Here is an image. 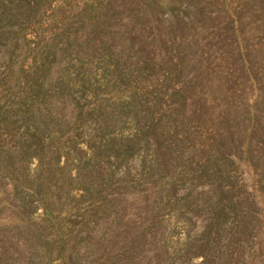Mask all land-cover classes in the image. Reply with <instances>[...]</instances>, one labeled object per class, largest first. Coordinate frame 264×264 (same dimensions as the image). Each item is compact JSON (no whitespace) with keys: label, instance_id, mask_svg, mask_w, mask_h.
Listing matches in <instances>:
<instances>
[{"label":"rangeland","instance_id":"374dc122","mask_svg":"<svg viewBox=\"0 0 264 264\" xmlns=\"http://www.w3.org/2000/svg\"><path fill=\"white\" fill-rule=\"evenodd\" d=\"M18 1H22L21 8H27L28 12L32 8L33 13L36 14V20L26 23L22 16L20 19H12L4 25L10 35L5 32L3 37H9L11 41L9 42L8 39L5 46L0 47V100H51L52 103L55 100H62L63 106L68 105L69 100H79L80 106L84 104L87 111L98 107L99 112L84 118L83 124L74 136V140L81 149L86 151L87 155L90 151L87 149L86 143H90V136L99 133L98 129L100 133L102 132V125L99 121H103V119L107 123L104 130L106 133H103L104 138L113 134L125 137L136 132L137 125L141 124L142 118H152L162 112L169 115V123L172 124L169 128H156L154 131L156 134L159 130H163L162 133L165 135L169 131L173 136L186 132L191 134L192 138H197L198 131L194 129L197 128L196 117L185 115V111L181 107L184 101L181 94L170 96L173 84L182 85L185 77L190 76L197 69L196 59L192 57V62L188 67L173 69L171 77L169 75L171 65L166 63L167 59L158 61L155 68L144 67L140 64L139 67L145 68L140 74L131 75L129 79L128 77L126 80L124 79L125 81L119 80L118 86H106L105 84L112 76V73L105 69L108 64H112L117 59L127 60V56H130L132 63L131 61L128 63L129 67L131 66L130 68L135 70V64L142 62L138 59L140 55H135L137 48L135 46L137 45H133V47L131 45L133 43L131 38L134 41V36L131 37L123 31H120L119 34L116 33L117 30L124 29L123 19L120 21L115 18L98 26L102 30L104 26L106 28L101 34H108L109 46L105 53L111 56L110 59L100 53L93 56L89 50H84L83 46H79L81 44L77 42V38L82 39L80 36H85L88 32L87 26H81V18H85L89 11L104 14L106 7L97 5V3L100 4L106 0H28L30 4L24 0ZM92 2L96 6L90 10L89 6L91 5L89 4ZM138 2L143 9L150 7L149 0H138ZM169 6L155 4L154 7V9L157 8V13L161 17L159 22L164 30L170 25L178 26L181 19L191 23L180 50L188 49L192 42L191 34L199 31L202 27L205 29V26L210 29L213 27H220L221 30L226 29L224 34H228L229 38L235 36L234 32L236 31L239 40L255 38L259 41L264 40V0H172ZM209 12L212 13V16H209ZM62 31L71 39L70 42H66L63 36H56ZM219 33L222 34L220 31L210 30L209 32L211 37L217 36ZM64 38L67 37L64 36ZM194 38L197 45L198 37ZM197 48L199 52L202 49L201 44L197 45ZM46 49L48 54L45 56L49 59L56 55L59 49L62 50L63 63L59 69L52 67L56 64L54 57L50 59L52 73L43 70L37 76H30L28 79H25L24 75L21 77L17 75L19 67L28 72L36 54L39 55V51L42 50L44 55ZM258 49L261 52V44L258 45ZM262 56L264 58V54ZM41 58L39 55L38 61ZM259 69V65L254 68L255 76L258 74L257 71H260ZM84 78H87L88 81ZM255 80H259L258 75ZM256 82L254 84L244 83L243 89L235 83L236 86L233 89L231 100H236L238 103L244 102L245 106L238 108V111L243 112L250 108L252 111L250 115H254L253 123L256 124L257 134L254 132L256 137L252 142L254 158L250 159L248 155H243L237 150L227 153L229 159V154L233 158L230 159L232 163L228 162L227 165L233 176V190L230 194H226L223 189L226 184L225 179L210 178L207 181H201V178L192 175V168L189 164L191 162L195 164L201 155L194 152L197 147H185L187 154L193 152L192 155L182 156L177 167L174 168L175 171L164 176L162 181H158L164 186L169 187L172 184L177 187L173 203H169L168 208H165L158 217L152 215L154 211L145 214V216L135 215L134 217L131 216L132 213H127L126 218L130 222L132 221L130 224L134 225V229L138 230L140 234L138 240L129 246L130 250L126 251L125 246H119L122 242L121 239L127 238L122 231L123 227L121 225L109 227L111 223L109 221H112L113 217L110 214L104 215V208L98 213V218H90L89 214H85L87 211L84 210V207H87V202L81 201L79 198L81 193L72 192L75 200L71 202V206L74 208L71 209L68 216L71 224L70 228L64 232V236L68 240L70 239L69 246L74 247L68 264H200L204 255L208 258V264H264V160L261 151L262 143L260 144L262 132L264 133L262 131L264 107L262 108V93H259V100L255 99L258 94ZM110 84L116 83L113 80ZM36 85L39 87V94H34L36 89L33 92ZM203 93L211 95L209 89H205ZM212 93L216 97L221 94L220 91L216 92V88L212 90ZM203 97L205 98L202 100H210L209 97ZM42 102L45 104L46 101ZM203 103L205 102L202 101ZM176 104L178 110H175ZM216 111L218 110L216 109ZM216 111L208 108V112L212 116L216 114ZM174 115L180 119L177 118L173 121L172 116ZM136 116L138 117L136 118ZM139 118H141L140 121ZM239 119L238 117L237 121ZM135 121H137V125ZM172 125H176L177 128H171ZM241 130L242 134L235 133L231 136L234 143L226 142L225 151L229 152V144H236L244 138V128L242 127ZM227 136H230V133ZM69 148L73 155V162L67 163V167L74 170L77 158L81 159L83 155L72 150L70 145ZM216 155L214 151H211L206 157L208 159L212 156L209 161L213 164V157L215 156L217 159ZM218 159L222 160V156ZM149 162L150 156L147 157L142 148L134 149L131 157L114 167L112 181L117 182L119 186L112 194L122 196L126 202L135 205L138 200L133 196L137 193L144 194L145 191L150 190V187L145 183L143 185L142 182H136L138 176L145 175L150 167ZM172 164L174 166V162ZM25 166L32 173L36 170L37 160L30 157V159H26ZM150 182L152 181L150 180ZM110 183V181L108 183L104 181L105 185L109 186ZM80 184L75 182L74 186L78 187L77 185ZM108 192L110 190L105 193ZM93 196L94 194H88L87 197ZM223 200L225 203L222 202ZM135 210L138 209L135 208ZM100 215L102 216L100 217ZM214 215H219V219L222 221L220 223L224 229L221 232H216L213 228ZM43 219L40 207L37 210L34 209L28 217L33 230L42 229ZM4 223L6 226H0L2 233L5 228H9L8 226L15 227L16 225V221L12 218H8V221H4ZM52 230H46L44 235L51 232L48 237L56 238V232ZM71 231L73 232L72 236L69 235ZM141 232L142 234L144 232L143 237ZM100 235H104L102 241L99 240ZM117 251H120L123 257H117ZM48 252L49 254L45 257L42 253L34 255L32 260L40 264H62L56 249L49 245ZM29 253L30 251L23 253V259ZM21 257L22 255L19 253V259ZM14 264H16L15 261Z\"/></svg>","mask_w":264,"mask_h":264},{"label":"trees","instance_id":"16d2710c","mask_svg":"<svg viewBox=\"0 0 264 264\" xmlns=\"http://www.w3.org/2000/svg\"><path fill=\"white\" fill-rule=\"evenodd\" d=\"M24 1L30 4L28 0ZM171 1L149 0L150 7H144V9L141 8L138 0H106L100 4L97 3V5L106 7L105 13L97 14L89 11L85 18H81V26H87L88 32L85 36H80L82 39L77 38V42L81 44L80 47L83 46L84 50H89L93 56L100 53V55L110 59L111 56L105 53L107 46H109L108 34H101L106 28L104 26L102 30L98 26L115 18L120 21L123 19L124 29H119L116 33L119 34L120 31H123L131 37L134 36L135 40L133 41L131 38L133 42L131 45L132 47L137 45L135 46L137 47L135 55H140L138 59L142 62L135 64V70H132L131 66L129 67L128 63L130 61L132 63L130 56H127V60L117 59L112 64H108L105 69L107 72L110 71L112 76L105 85H112V87L118 86L119 80L123 81L127 77L129 79L131 75L140 74L144 71L145 66L155 68L156 63L163 61V59H167L166 63L171 65L170 77L174 72L173 69L188 67L192 62V57L196 59L197 69L192 74L190 73V76L185 77L182 85L174 83L170 90V96L181 94L182 100H184L181 107L185 111V115L196 117L198 123L196 122L197 128L194 129L198 131L197 138H192V135L186 132L173 136L169 131L165 135L162 133L163 130H159L156 134L154 132L156 128H169L172 124L169 123V115L167 116L162 112L157 116H152V118H142L139 125L135 121L136 132L125 137L113 134L104 138L103 133H106L104 130L107 123L103 119V121H99L102 125V132L100 133L98 129L99 133L90 136V143H86L87 149L90 151L87 155L86 151L81 149L74 140V136L83 124L84 118L99 112L98 107L87 111L84 104L80 106L79 100H69L67 102L69 104L66 106H63L62 100H55L54 103L51 100H0V226H6L4 221H8V218L16 221L15 227L8 226L9 228H5V231L8 232L2 233L3 231L0 230V264H14V261L16 264H40L32 259L37 254L42 253L43 257L48 255L49 245L57 250V254L61 257L60 262L68 264L74 247L69 246L68 241L70 239L68 240L64 236V232L70 228L69 225L71 224L68 216L71 209L74 208L71 206V202L75 200L72 192L81 193L79 198L81 201L87 202V207H84V210L87 211L85 214H89L90 218H98V213L104 208L103 214H110L114 218L109 221L111 222L109 227L112 225L123 227L122 231L127 238L121 239L122 242L119 246H125V250L128 251L130 250L129 246L138 240L140 233L134 229V225L130 224L132 221L130 222L126 218L127 213H134V215L131 214L134 217L135 215L145 216V214L154 211L152 215L158 217L165 208H168V204L175 198L177 187L172 184L169 187L164 186L158 181H162L164 176L175 171L174 168L177 167L182 156L192 155L193 152L187 154L185 147H197L194 152L201 155L195 164L194 162L189 164L192 168V175L201 178V181H207L210 178L225 179L226 184H224L223 189L226 194H230L233 190V176L229 172L230 167L227 168L228 162L232 163L230 159L233 158L229 154V159L227 153H233L237 150L243 155H248L250 159L255 157V152L252 150L253 138L255 139L257 134L256 124L253 123L254 115H250L252 112L250 108L243 112L238 111V108L245 106L244 102L238 103L231 98L236 86L235 83L243 89L244 83L251 82L254 84V82L260 81L255 84L258 87V94L255 99L259 100V93H262V108L264 107V58L262 56L264 54V40L259 41L257 38L239 40L236 31L234 32L235 36L229 38L228 34H224L226 29L221 30L220 27L210 29L205 26V29L202 27L199 31L191 34L192 42L188 49L180 50L179 48L186 39V32L191 23L181 19L178 26L170 25L164 30L159 22L161 17L157 13V8L154 9L155 4L170 7ZM21 2L18 0H0V47L5 46L8 39L9 42L11 41L9 37H3V34L9 31L4 27L6 22L12 19L18 20L22 16L26 23H32L36 20V14L33 13L32 8L28 12L27 8H21ZM17 3L18 6H16ZM89 5H91L89 6L90 10L96 6L93 2ZM209 16H212V13ZM226 19L228 18L226 17ZM210 30L220 31L222 34L219 33L217 36L211 37ZM8 35H10L9 32ZM56 36H63L66 42L71 40L63 31ZM195 36L198 37L197 45L201 44L202 46L199 52L197 51ZM24 42L26 43V41ZM258 43L261 44V52L258 49ZM91 48H93L92 51ZM44 51H46L44 55L42 50L39 51V55L42 57L39 61V55L36 54L28 72L19 67L17 75L19 77L24 75V78L28 79L30 76H37L43 70L52 73L50 71L52 65L50 59L54 57L56 64L52 67L59 69L62 66L61 49L50 59L46 57L47 49ZM174 53L175 56H173ZM255 60L257 61L255 62ZM140 64L144 67H139ZM258 65L260 71H257L258 74L255 76L254 68ZM257 75L259 80H255ZM84 79L87 80V78ZM113 80L116 84H110ZM134 80L136 81L135 77ZM213 86H215L216 92L219 93L220 91L219 97L212 93V90L215 89L212 88ZM38 89V85L33 88L34 94H39ZM205 89H209L211 95H205L203 93ZM203 96L209 97L210 100H202L205 98ZM42 101H46L45 104ZM202 101L205 103L202 104ZM151 106L153 107V105ZM208 108L218 111L212 116L209 114ZM175 110H178L177 104ZM238 117L240 119L237 121ZM177 118L180 119L177 115L172 116L173 121ZM196 119L194 118L195 121ZM140 120L141 118H139ZM262 125V131H264V124L262 123ZM242 127L244 128V138L236 144H229V152L225 151L226 142H233L231 136L235 133L242 134ZM171 128H177V126L172 125ZM229 133L230 136H227ZM261 143L262 159L264 160L263 132ZM69 145L72 146V150L83 155L81 159L77 158L74 170L67 167V163L73 162ZM257 145L259 146V143ZM138 147L144 150L147 157L150 156V167L144 176H138L136 182H142L143 185L145 183L150 187V190L145 191L144 194L137 193L134 195L133 197H136L135 199L138 201L133 205L126 202L122 196L112 194L119 186L117 182L112 181V175H114V167L131 157L133 150ZM211 151L218 155H216L217 159L215 156L213 157V164L209 161L212 156L208 159L206 157ZM221 156L222 160H219L218 157ZM30 157L37 160L36 170L32 173L25 166L26 159H30ZM62 159L63 161H61ZM172 162H174V166ZM181 168L184 167L181 166ZM104 181L111 183L108 186L104 184ZM75 182L81 183L80 185L83 186L77 185L78 187H75ZM107 190L110 192L106 194ZM88 194H94V196L88 198ZM230 203L233 204L231 201ZM225 206L229 207L227 204ZM38 207L41 208L44 218L42 229L33 230L28 217ZM122 214L123 216L120 217ZM213 217L214 230L221 232L224 226L220 223L222 221L219 219V215ZM46 230L55 231L56 238L54 236L48 237L51 232L45 236ZM72 234L71 231L69 235L72 236ZM58 235L59 237H57ZM103 237L104 235H100V239H98L102 241ZM29 251L28 256L23 259V253ZM19 253L22 255L20 259ZM116 256L123 257L120 251L116 252ZM203 257L204 259L200 264H208L207 256L204 255Z\"/></svg>","mask_w":264,"mask_h":264}]
</instances>
